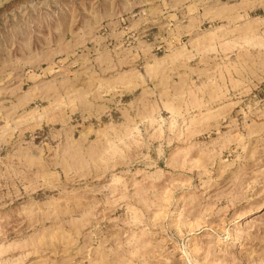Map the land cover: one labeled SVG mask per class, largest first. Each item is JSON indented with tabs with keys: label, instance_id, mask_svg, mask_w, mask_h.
<instances>
[{
	"label": "rangeland",
	"instance_id": "1",
	"mask_svg": "<svg viewBox=\"0 0 264 264\" xmlns=\"http://www.w3.org/2000/svg\"><path fill=\"white\" fill-rule=\"evenodd\" d=\"M0 264H264V0H0Z\"/></svg>",
	"mask_w": 264,
	"mask_h": 264
}]
</instances>
